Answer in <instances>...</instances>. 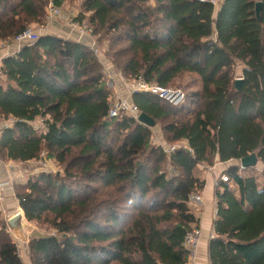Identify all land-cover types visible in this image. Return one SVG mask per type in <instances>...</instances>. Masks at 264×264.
<instances>
[{
  "label": "trees",
  "instance_id": "16d2710c",
  "mask_svg": "<svg viewBox=\"0 0 264 264\" xmlns=\"http://www.w3.org/2000/svg\"><path fill=\"white\" fill-rule=\"evenodd\" d=\"M50 1L77 0H0V44L43 26ZM211 1L80 0V18L124 79L170 86L194 76L179 105L130 95L153 127L107 117L104 67L85 43L46 34L2 59L0 119L14 122L0 132V160L44 152L62 168L14 192L27 221L56 230L29 238L30 264H184V236L198 227L188 195L204 188L198 168L252 152L264 164V0ZM38 118L46 130L29 124ZM156 127L165 143L183 144L165 153ZM246 169L229 166L214 190L210 264H264V169L262 183ZM1 212L0 264H24Z\"/></svg>",
  "mask_w": 264,
  "mask_h": 264
},
{
  "label": "rangeland",
  "instance_id": "374dc122",
  "mask_svg": "<svg viewBox=\"0 0 264 264\" xmlns=\"http://www.w3.org/2000/svg\"><path fill=\"white\" fill-rule=\"evenodd\" d=\"M214 5H215V7L217 9L218 6H219V0L215 1ZM73 7L75 8V10L73 9ZM61 9L64 12L66 18L70 17L72 19V21H74V22H82V21H84V22L87 23V21L84 20V18H80V16H79L80 12H79V14L77 13V10H79V11L81 10L80 0H77L75 4H72V2L64 3V6H62ZM53 22H55L56 24L61 25L63 27H66V26L68 27L69 26V28L72 30V28L70 27L68 19L57 18V19L53 20L52 23ZM44 25H45V23H44ZM64 25H66V26H64ZM43 26L33 23V24H31L29 26V28H30L31 32L38 34L39 31H42ZM87 38L90 39L89 37H87ZM88 39L85 38L84 40H88ZM2 45H6V44H4V43L0 44V49H1ZM4 47H6V46H4ZM96 47H97V53L98 54H96V53L95 54L98 56V59H99L100 63L102 64V66L104 67V65L106 64V61L110 65H112L110 60L107 57V52H108L107 43L106 42H101V43L96 42ZM242 68H243V64L241 62L237 61L235 63V65H234V68H233L234 69L235 78H237L240 75V72H241ZM119 79L116 78V79H114L113 82H109L107 77H106V84H107V87L110 89V92H111L110 102L116 100L119 97H124L125 95H127V90L123 87V83ZM127 80H132V79H127ZM4 81L5 80H3L1 83L5 84ZM193 82H194V76L187 74V75H183V76L175 79L174 82L170 86L179 87L186 93L187 92V88L189 86L190 87L192 86V89L196 87V85L193 84ZM7 120H8V118H1L0 119V124L6 122ZM34 125H40V124H38V122L35 120L34 121ZM40 129L44 130L45 128L43 127V125H41ZM158 129H159V127H156L157 131H158ZM158 132H160V129H159ZM153 142L156 143V144H160L158 141L156 142V134H154ZM161 144L164 145V146L170 147L171 145L181 146L183 144V142L182 143L178 142V143H175V144H167L164 141V143L161 142ZM42 156L46 160V165L45 166H43L41 164V161L44 160V158L42 159ZM2 162H4V164H2ZM237 163H238V161L232 159V160H229L227 162L220 163V164L214 163L211 166V167H214V170L216 171V174H217L216 177L215 176L213 177V183H214L213 184V188H214V190L217 187L215 185V182L220 179L222 174H224L225 169H227L229 166L238 165ZM0 166L3 167V170L6 173L15 171L14 176L12 174L13 181L11 180V178H7V179H9L8 180L9 181V185H11V183H12L13 192H15V190L17 189V187H19V185L24 184L27 181L28 177H30L31 175H33V174H35L37 172H40V171H45L46 172L47 171V172L54 173V172L58 171V172L62 173L61 166H59L54 159L46 158V154L44 152L41 153L39 158H37L34 161L28 163V165H25V166L20 165V166H23V167H20L19 165H17L14 162L1 161V160H0ZM211 167H207V166H204V165L200 166L196 173L202 179V178L205 177L204 176L205 173ZM263 169H264V164L262 162L258 161V163L256 164L255 167L248 168V169H246V171L244 170L245 172H242L243 173L242 175H245V174L246 175L247 174L254 175L258 179L259 183H262L263 177H262V174H261L262 172L261 171ZM14 195H15V193H14ZM3 202H4V197H3ZM17 203H18V201H17ZM2 205L4 207V204H2ZM189 206L195 212V208H197V206H192L190 204H189ZM3 207H0V209L3 210L1 213H2L3 218L6 221L7 231H9L12 240L15 242V244L17 246L18 254H19L22 262L24 264H30L29 254H28V241H29V238L32 235L55 234L56 230L53 227H51L50 225H47L45 223L44 224H40V223L27 221L24 218V214H23V211L21 209L20 210L22 211V220H21L22 225H19V227L17 226V228L13 229L12 227H10L7 224V219L16 212V211H14L16 207H14L11 210H5V207L4 208ZM206 207H207V209H210L211 212H214L215 199H213L212 203H210V205H207ZM195 216H196V213H195ZM211 217H212V215H211ZM214 217H213V219H214ZM206 239L208 240V233L206 235Z\"/></svg>",
  "mask_w": 264,
  "mask_h": 264
},
{
  "label": "built area",
  "instance_id": "2783aa9c",
  "mask_svg": "<svg viewBox=\"0 0 264 264\" xmlns=\"http://www.w3.org/2000/svg\"><path fill=\"white\" fill-rule=\"evenodd\" d=\"M215 1H218V0H212L211 2L215 4ZM57 18L68 19L70 27L72 28V30H74L78 34L79 37L81 38L85 36L89 37L90 39L88 42H86V45H88L96 54H98L97 47H96V40L93 36L92 29L90 28V26L84 21L74 22L72 21L70 17L66 18L61 7L54 5L50 1L48 2L45 8V24L51 23L53 20ZM38 37H39L38 34L31 32L30 28H28L27 30L16 35L10 42L5 43L6 45H2L1 47L12 46L13 47V51L11 53L12 55V54L17 53L22 46L32 44L34 41L37 40ZM1 61L2 59L0 58V83L3 80H5V75L3 73ZM103 72L109 82H113L114 79L120 78L119 80L122 81L123 87L127 90V95H125L124 97H119L116 100L109 102L108 111H107L108 118L117 117L121 112H124L125 114L132 116L134 119H137L139 112L129 102V97L134 92L150 93L158 97L159 99H162L172 105H179L185 99V92L179 87L162 86L156 83H149L145 81L141 76H138L132 80H126L120 75L119 72H116L113 67L110 68L106 65H104ZM238 77L242 78L241 75H239ZM34 121L30 122L29 124H31V126L35 130H41L40 129L41 125H43V127L45 128L44 130H46V127L44 126V122L42 118H39L36 120L38 124L40 125H34ZM13 122H14L13 118L9 117L6 122L1 123L0 132L3 128L10 127L13 124ZM160 145L162 146L163 151L168 154L180 147V146H175V145H171L170 147L164 146L162 144ZM43 158L44 157L42 156V159ZM41 164L43 166L46 165L45 158L43 161H41ZM240 169H243V168L240 167ZM220 181H227V176L225 174H222L220 179L215 182V185L217 186V184ZM8 185H9L8 181H0V205L3 202L2 192L4 188ZM201 199H202L201 195L195 192L188 195V203L192 206H197V209L201 205L200 204ZM213 213H214L213 216H215L216 207ZM200 231L201 230L199 227H192L184 236L183 246L188 251L187 261L184 264H196L195 257H196L197 246H198L199 239L201 236ZM213 235H214L213 229H211L210 232L208 233V241H210V239L213 238Z\"/></svg>",
  "mask_w": 264,
  "mask_h": 264
},
{
  "label": "crops",
  "instance_id": "0c3cea01",
  "mask_svg": "<svg viewBox=\"0 0 264 264\" xmlns=\"http://www.w3.org/2000/svg\"><path fill=\"white\" fill-rule=\"evenodd\" d=\"M75 3L76 2H72V4H75ZM62 6H64V4H62L61 7ZM73 9L75 10L74 7H73ZM79 12L80 11L77 10L78 14H79ZM64 26H66V25H64ZM46 34L55 35V36H58V37H61V38H66V39H72V40H75V41L83 42L85 44H86V42L89 41L87 36L81 38V37L78 36V34L74 30H71L69 28V26L68 27L67 26L63 27L61 25L56 24L55 22L46 23L43 26L42 31L38 32L39 36L46 35ZM85 38L88 39V40H84ZM12 51H13V47L12 46L1 47V49H0V58L3 59L4 57H6L8 55H11ZM105 65L110 67V68L113 67L107 61H106ZM240 75H241V72H240ZM4 83H5V81H4ZM0 85H4V84L0 83ZM158 131H159V129H158ZM158 131L155 129L156 142L158 141L160 144H161V142L164 143L162 135ZM32 161H34V160H29V161H25V162H14V163H16L19 166L20 165L25 166V165H28V163H30ZM9 162H13V161L9 160ZM220 163H224V162H216V164H220ZM2 164H4V162H2ZM23 166H20V167H23ZM14 173H15V171L6 173L3 170V167L0 166V181H8L9 179H7V178H11V180L13 181L12 174L14 176ZM216 175L217 174H216V171L214 170V167H211L205 173V175H204L205 177L202 178V179H204V188L200 192L201 198H202L201 199V203H200L201 205H200V207L198 209L195 208L196 217L198 219V226H199V228L201 230L200 231L201 232V236H200V239H199V243H198L197 251H196V257H195L196 264H210L209 259H208V243H209V241L206 239V235H207V233L210 232L211 229H213L212 228L213 227L212 224H213V217L214 216H213V212H211L210 209H207L206 206L210 205V203H212V201L214 199L213 177L214 176L216 177ZM2 194H3V197H4V202L2 204H4L5 210H11L14 207H16L14 211H20L22 213V211L20 210V208L18 206L17 199L15 198V195H14V192H13L12 183H11V185H8V186H6L4 188ZM2 204L0 205V207H3ZM1 211H3V210H1ZM211 215H212V217H211Z\"/></svg>",
  "mask_w": 264,
  "mask_h": 264
},
{
  "label": "water",
  "instance_id": "95a60500",
  "mask_svg": "<svg viewBox=\"0 0 264 264\" xmlns=\"http://www.w3.org/2000/svg\"><path fill=\"white\" fill-rule=\"evenodd\" d=\"M261 6L262 4L260 1L256 3V17L258 19H260ZM241 81H242L241 77H237L234 79V85L238 90L241 88ZM137 120L151 127H153L155 124L154 121L144 112H140L138 114ZM236 161H238L237 164L240 165L241 168L245 169L249 167H255L259 160L257 158L256 153L252 152ZM21 220H22V213L20 211H16L12 216H10L7 219V224L14 229L17 228V226L19 227V225H22Z\"/></svg>",
  "mask_w": 264,
  "mask_h": 264
}]
</instances>
